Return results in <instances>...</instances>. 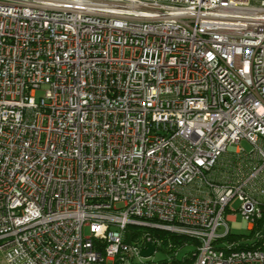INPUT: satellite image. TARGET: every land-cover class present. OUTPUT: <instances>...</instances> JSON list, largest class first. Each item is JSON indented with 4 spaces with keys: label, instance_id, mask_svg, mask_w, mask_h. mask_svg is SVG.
I'll list each match as a JSON object with an SVG mask.
<instances>
[{
    "label": "built area",
    "instance_id": "1",
    "mask_svg": "<svg viewBox=\"0 0 264 264\" xmlns=\"http://www.w3.org/2000/svg\"><path fill=\"white\" fill-rule=\"evenodd\" d=\"M150 244L264 264V0H0V264Z\"/></svg>",
    "mask_w": 264,
    "mask_h": 264
},
{
    "label": "rangeland",
    "instance_id": "2",
    "mask_svg": "<svg viewBox=\"0 0 264 264\" xmlns=\"http://www.w3.org/2000/svg\"><path fill=\"white\" fill-rule=\"evenodd\" d=\"M39 96L41 95V91L38 92ZM241 145L249 152L252 150V145L246 141V140H243L241 142ZM235 147V145H234ZM241 204V201L236 199L232 206L235 208V209H238L239 206ZM237 213V222H240L241 223V227H232V233L236 234L237 236H239L238 238H242L244 240L245 243H251V230L248 228V222L245 218H243V216L241 215V213L239 211L236 212ZM85 234L86 235H91L92 232H91V227L90 226H87L85 228ZM171 240L173 242L174 239L171 238ZM195 248L194 244L190 243L186 246H184L183 248H180L178 251H177V257L178 259H182L184 256H188L190 254V252ZM176 253V251H173V250H170V248L167 246H164L163 248L161 249H158L155 253H153L151 256H150V260L152 261H156V262H161L162 260L164 259H169L171 258L172 256H174Z\"/></svg>",
    "mask_w": 264,
    "mask_h": 264
},
{
    "label": "trees",
    "instance_id": "3",
    "mask_svg": "<svg viewBox=\"0 0 264 264\" xmlns=\"http://www.w3.org/2000/svg\"><path fill=\"white\" fill-rule=\"evenodd\" d=\"M254 233V230H252L251 231V235ZM172 239H174V243H177V242H179L180 243V240H179V238L180 237H178V236H176V235H171L170 236ZM239 236H237L236 234H231V236L229 237L230 239H235V238H238ZM181 241H183V240H181ZM190 261V259H186V260H184V261H181V260H174L173 261V263H175V264H184V263H187V262H189ZM159 264H169V262H167V261H161Z\"/></svg>",
    "mask_w": 264,
    "mask_h": 264
},
{
    "label": "crops",
    "instance_id": "4",
    "mask_svg": "<svg viewBox=\"0 0 264 264\" xmlns=\"http://www.w3.org/2000/svg\"><path fill=\"white\" fill-rule=\"evenodd\" d=\"M229 217H230V222H231L232 227H241L242 226L240 222L236 221L238 218L237 215L233 216L232 214H230Z\"/></svg>",
    "mask_w": 264,
    "mask_h": 264
},
{
    "label": "water",
    "instance_id": "5",
    "mask_svg": "<svg viewBox=\"0 0 264 264\" xmlns=\"http://www.w3.org/2000/svg\"><path fill=\"white\" fill-rule=\"evenodd\" d=\"M154 249H155L154 245L150 244L146 250L142 251V255L143 256H149V255L153 254Z\"/></svg>",
    "mask_w": 264,
    "mask_h": 264
}]
</instances>
